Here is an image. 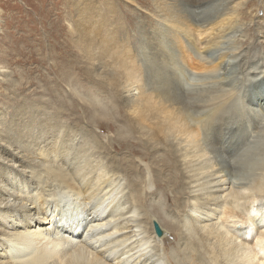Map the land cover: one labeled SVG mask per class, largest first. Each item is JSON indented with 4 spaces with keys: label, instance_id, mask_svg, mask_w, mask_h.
Returning <instances> with one entry per match:
<instances>
[{
    "label": "bare ground",
    "instance_id": "bare-ground-1",
    "mask_svg": "<svg viewBox=\"0 0 264 264\" xmlns=\"http://www.w3.org/2000/svg\"><path fill=\"white\" fill-rule=\"evenodd\" d=\"M217 1L177 9L176 26L217 29L224 15L212 10ZM245 33L229 26L213 38L205 48L225 52V61L196 57L195 69L207 70L197 78L167 40L141 52L150 82H128L123 93L151 98L179 183L171 193L164 169L151 173L156 190L160 181L163 188L158 202L150 173L139 185L126 182L93 146L83 154L47 149L44 135L33 144L12 139V157L26 166L14 173L0 166V264H264V65L229 42ZM170 198L172 215L160 205Z\"/></svg>",
    "mask_w": 264,
    "mask_h": 264
},
{
    "label": "rangeland",
    "instance_id": "rangeland-1",
    "mask_svg": "<svg viewBox=\"0 0 264 264\" xmlns=\"http://www.w3.org/2000/svg\"><path fill=\"white\" fill-rule=\"evenodd\" d=\"M193 3L0 0V162H8L0 163L2 172H20V166H26L23 160L12 157V139L19 137V144H33L32 139L36 143L44 135L50 137L47 149L69 147L84 154L87 146H93L95 152L101 151L102 165L109 169L113 165L110 161L116 163L125 181L133 180L137 185L144 174H158L162 167L174 193L179 187L177 173L168 164V140L160 135L162 127L151 98L137 96V90L129 98L123 93L128 82L136 86L150 82L141 52L156 48L157 39L167 40L176 51L184 53L187 72L191 64L188 73L201 77L207 70L195 69L196 57L213 59L211 64L224 62L225 52L205 46L229 26H237L247 33V39L235 36L229 42L242 45L241 49L249 50L255 62L264 65V0H232L228 5L218 0L212 10L222 8L224 15L214 30L176 26L177 9L180 14L184 6ZM262 71L264 74V67ZM152 133L156 143L147 140ZM147 142L148 148L153 147L150 152L142 146ZM151 180L149 192L153 193V176ZM158 189L156 202L163 191L161 181ZM172 201L161 199L160 203L171 215ZM147 209L154 216L152 207ZM174 237L167 239L170 250Z\"/></svg>",
    "mask_w": 264,
    "mask_h": 264
},
{
    "label": "water",
    "instance_id": "water-1",
    "mask_svg": "<svg viewBox=\"0 0 264 264\" xmlns=\"http://www.w3.org/2000/svg\"><path fill=\"white\" fill-rule=\"evenodd\" d=\"M155 228H156V232H158L159 231V228L157 226H155Z\"/></svg>",
    "mask_w": 264,
    "mask_h": 264
}]
</instances>
